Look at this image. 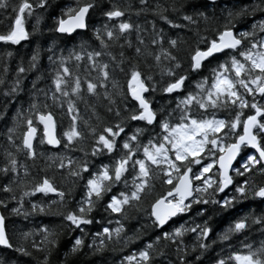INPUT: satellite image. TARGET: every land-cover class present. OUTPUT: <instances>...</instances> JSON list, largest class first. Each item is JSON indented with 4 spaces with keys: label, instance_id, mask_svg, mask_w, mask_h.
<instances>
[{
    "label": "trees",
    "instance_id": "1",
    "mask_svg": "<svg viewBox=\"0 0 264 264\" xmlns=\"http://www.w3.org/2000/svg\"><path fill=\"white\" fill-rule=\"evenodd\" d=\"M19 0H8V7L0 9V34L6 33L14 19L12 6L18 4ZM33 3V13L31 16L25 14V28L29 33L26 42L16 45L0 42V79L4 80L0 84V168L7 164V153L11 152L18 161V174L9 171L7 174L0 172V210L5 217L6 229L10 242L14 247L24 246L31 256H23L12 249H6L0 246V264H41L45 255L48 256L47 264H121L123 257L133 253H138L148 243H153L156 251L153 253L152 264H180L176 245L163 240L156 242V237L163 232H171L174 228L184 225L186 228L201 225H207L210 229L207 238H197V232H186L182 239L184 245V260L185 264H217V261L224 259L226 264H235L234 261L228 258L234 253L246 254L251 246V250L255 251L264 244V223H256L258 218L264 217V200L259 198L242 199L234 202L230 208H221L219 204H212L211 200L216 199L222 201L226 196L231 198L234 193V187L237 183H242L245 178H248L253 184L260 186L264 185V175L257 172H250L244 177L236 176L235 169L239 168L244 162L247 155L253 154L254 151L248 147L243 148L235 168H233L232 176L234 184L224 192H212L209 189V194H205L204 198L209 200L208 204H193L191 209L186 213L177 215L169 220V223L162 228H158L153 223V218L150 216V205L154 199L162 194H165L168 185L161 183L160 179L153 178L150 182L153 187L150 195L143 198L136 208H129L123 215L110 214L104 210V205L107 204L112 195H118L121 191H127L125 188L124 179L112 186L104 199L100 201L96 208L91 213L94 217V223L83 225L81 229L70 226L67 221L63 220L61 213L73 211L77 207V202L81 201L85 193V183L88 178V173H83L84 179H76L68 175V169L58 168L60 157L71 158L74 161L81 162L87 160L89 162L90 171H97L102 165L107 164L111 167L114 159L118 158L123 149L120 145L123 143L126 136H131L137 128L143 129V132L138 136V142L147 143L150 136H155L160 132L156 124L162 118L172 113V122L178 121L181 114V108H178V102L182 100L187 93L196 92V83L205 78L211 83V69L216 67L218 62H223L226 57L224 54H217L214 58H210L200 70L192 72L189 68V52L194 49L197 44L203 48L202 42H199V37H207L211 39L215 35L216 30H222L223 26L228 24L229 20L234 25L233 29L236 34L241 32H254V40H259L264 37L259 27L253 28V25H259L264 21V11L257 10L252 12L254 6L264 8L262 0H146L142 4L141 0H95V7L90 9L88 13L87 24L88 28L85 31H78L75 35L60 34L54 29L56 21L61 18L62 12L68 7H75L76 0H45L44 7H36V0H30ZM113 5L125 11V15L121 18L108 20L104 16V12L109 10ZM167 9V11H163ZM241 9H248V12L240 17H236L235 13ZM197 11L204 12V17L195 15ZM163 12L173 23L182 25L180 28H173L164 20L160 19L159 13ZM232 12L233 16L229 17L228 13ZM192 15L196 23H189L182 19V16ZM126 21L133 25V28L124 34L117 41L109 42L107 49L101 48L99 41L93 35L95 29L100 28L103 31L105 24L114 32H118L115 27L119 22ZM139 26L137 29L136 26ZM162 34L165 37L164 47L167 48V38H179L186 41L181 45L180 58L182 61V69H178L179 74H184L187 70L188 79L185 81L183 88L178 92L171 94L164 93L161 89L171 80L170 77L161 74V69L154 66V61L151 57L147 59L143 55L136 53V48H141V51H159V45L153 46L151 40ZM106 39V38H105ZM143 40V44L140 43ZM101 51L104 54L99 58L101 62L109 64L110 81L108 83V92L111 94V99L114 104H109L107 99H104L101 89L99 97L88 96L84 93L87 103L81 100L76 101L77 112L79 118L77 121L78 128L84 133L85 138L75 144L69 145L68 149L63 147L66 142L63 139V132L68 130L71 124V117L67 114V104H56L48 98L52 90V76L59 63L58 58H69V54L75 51ZM11 53V55H8ZM37 55L35 67H30L31 57ZM83 54V53H82ZM52 56V61L49 60ZM113 57L115 59H113ZM55 61V63L53 62ZM75 60L69 59V67L76 65ZM81 64V73L83 75V66ZM166 64V62H165ZM22 65L26 71L20 76V86L15 94L9 96L3 95L12 86L17 78V66ZM119 65V66H117ZM136 65L145 76H151L152 80L148 81L146 86L149 91L145 93L146 99L150 101V107L157 115V121L154 125H147L143 121H125V132L117 137V146L113 153H103L92 156V146L94 138L88 135V129L84 125V121L97 128V131L105 125H114L118 121L124 120L127 115L126 109L131 111L133 108H138L136 101L132 100L128 93V69ZM8 71L5 73L4 68ZM123 68L124 71L120 69ZM96 73H92L95 76ZM111 80H115L116 87L114 88ZM152 85H155V91L152 90ZM249 103L255 102L264 104V100L257 95L255 97L245 96ZM35 102L40 111H45L44 105L47 104V111L54 115L57 134L61 140L58 148L51 147L47 143L41 144L40 138L43 134V125H39L34 120V125L37 126V135L35 138L34 149L36 150L35 159H30L26 156L25 151H16V146L21 144V133L26 130V125L19 119H14L17 112L23 116L34 115L30 109V105ZM112 111L109 112L108 108ZM120 112V116H116V112ZM215 112V118L230 120L235 116V110L230 105L228 108L211 109L207 111L199 109L196 105L192 106L191 115L200 118L201 115L208 118H213L212 113ZM95 113V115H93ZM252 114L248 108L243 110L241 119ZM12 128L13 132L9 133L8 129ZM224 131H227L225 129ZM238 132L242 128L237 129ZM13 137L10 143L8 136ZM220 135H223L221 133ZM225 142H231L226 138ZM136 142H133L135 147ZM83 149V151H81ZM142 154V149L140 150ZM85 153H88L85 156ZM204 155L203 153L201 154ZM51 157V159H49ZM206 161V160H204ZM65 162H67L65 160ZM20 165H23L21 168ZM193 171H197L200 165H192ZM25 170L28 176H24ZM217 167L214 166L208 175L213 178L218 177L216 173ZM131 166L129 172L125 173L128 181V186H131L132 175ZM50 178L52 183L59 189L65 192V203L61 207L57 203L51 201H59V197L48 193H36L32 196H25L21 200L22 191L30 190L31 187L43 177ZM24 180V188L17 187L20 179ZM15 181V183H13ZM193 183H199L194 181ZM5 185L13 188V192L6 193L2 189ZM15 196V200L12 196ZM22 203V207H21ZM38 205L37 210L33 211L32 205ZM6 205V206H4ZM44 207L45 211L41 213L39 207ZM12 208H18V213H13ZM203 214H199V213ZM242 217H247V227L240 231L229 234L227 240L221 239L222 234L234 224V222ZM95 221H98L95 222ZM111 221V223H109ZM116 221H120L119 224ZM123 226L124 231L121 237L127 236L132 239L125 243L124 239L116 242L115 237L112 243L101 252H95L88 245L93 243V234L101 230L102 226H107L111 229ZM42 227H47L50 231L57 235L56 246L52 247L49 244H41L43 233L40 231ZM23 233H29L27 239L23 237ZM80 237L84 244L76 252L71 251L74 241ZM36 242L45 251H37L31 245ZM180 241L178 240V243ZM199 243L208 245L206 249H200ZM99 244V240L96 241ZM161 252L163 254H161ZM199 257V259H197Z\"/></svg>",
    "mask_w": 264,
    "mask_h": 264
},
{
    "label": "snow or ice",
    "instance_id": "2",
    "mask_svg": "<svg viewBox=\"0 0 264 264\" xmlns=\"http://www.w3.org/2000/svg\"><path fill=\"white\" fill-rule=\"evenodd\" d=\"M141 3H146V0H141ZM214 3V0H213ZM264 3V0H262ZM45 0H36V7H44ZM8 0H0V9L7 8ZM95 7V0H76L75 7H68L62 12L61 18L56 21L55 31L61 34L71 35L77 30H85L88 28L86 17ZM257 10L264 11L258 5L252 8V12ZM163 11H167L164 9ZM14 19L12 20L9 30L0 34V42L10 43L12 45L19 44L22 40L28 39L29 33L25 29V14L31 16L33 13V3L30 0H19L18 4L12 6ZM248 12V9H241L235 13L236 17H240ZM104 16L108 20L121 18L125 15V11L113 5L109 10L105 11ZM160 19L164 20L173 28H180L182 25L173 23L168 19L163 12L159 13ZM195 15L199 17L205 16L204 12L197 11ZM229 17L233 16L232 12L228 13ZM184 21L196 23L192 15L185 14L182 16ZM118 32H114L104 25L103 31L100 28L95 29L93 35L101 48L107 49L109 42L117 41L121 38V34L129 32L133 25L126 21H121L115 26ZM137 29L139 26H136ZM234 25L229 20L228 24L223 26L222 30H216L215 35L209 39L200 36L199 42H202L204 47H199V44L192 49L189 56V68L192 72H197L203 66L204 61L214 58L217 54H224L226 59L223 62H218L216 67L211 69L212 78L209 84L208 79L196 83V92H189L178 102L177 107L181 108V114L178 121L172 122L173 116L170 112L167 116L162 117L156 126L160 132L155 136H150L147 143L138 142V136L143 132V129L137 128L131 136H126L120 147L123 149L121 155L114 159L111 167L107 164L102 165L97 171H90L89 162L87 160L81 162L74 161L71 158L60 157L58 168L68 169V175L76 179H84L83 173H88V178L85 183V193L81 201L77 202V207L73 211L61 213L63 220L67 221L70 226L81 229L83 225L94 223V217L91 213L96 208L97 204L102 201L105 195L111 191L112 186L124 179L125 188L127 191H121L118 195H112L107 204L104 205V210L110 214L123 215L129 208H136L142 202L143 198L150 195L153 185L150 183L153 178L161 180V183L168 185L165 194H162L154 199L151 203L150 216L153 218V223L156 227L162 228L169 219L179 214L189 211L193 204H208L209 200L205 199V194H209V189L212 192H224L234 184V178L230 175L233 161L241 153L243 148L250 147L254 149V153L247 155L244 162L239 168L235 169L236 176L244 177L250 172H257L264 175V104L255 102L249 103L245 96H259L264 100V37L259 40H254V32L234 33ZM259 27L261 33H264V21L259 25H253V28ZM106 38V39H105ZM143 44V40H140ZM165 37L162 34H157L151 40L153 46L159 45V51H141V48H136L138 55H143L146 59L151 57L154 61V66L161 69V74L171 78L165 87L161 90L164 93H173L180 91L185 81L188 79L187 70L184 74H179L178 69H182V61L180 58L181 45L186 41L179 38H167V48L164 47ZM83 53V54H82ZM104 53L97 50L92 51H75L69 54V58L59 57L54 75L52 76V90L48 98L56 104H67V114L71 117V124L68 130L63 132V139L66 141L63 145L65 149L69 145L82 141L85 136L78 128L77 121L79 113L77 112L76 101L81 100L87 103L84 93L88 96L99 97L100 90L103 89L104 99L109 101V104H114L111 99V94L108 92V83L110 81L109 64L101 62L99 59ZM8 55H11L9 53ZM69 59L75 60L76 65L69 67ZM113 59H115L113 57ZM37 55L34 53L31 57L30 67H35ZM52 61V56H49ZM83 66V75L81 73V64ZM55 63V61H53ZM166 62V64H165ZM119 66V65H117ZM124 71L123 68L120 69ZM8 71L7 67L4 72ZM26 69L22 65H18L16 72L17 78L13 82L8 91L3 95L9 96L15 94L20 86V76L24 74ZM92 73H96L92 76ZM127 75L129 79L128 93L132 100L136 101L138 108H133L131 111L126 109L127 115L124 120L118 121L114 125H105L100 131L90 125L88 121H84L85 127L88 129V135L94 138L92 146V156H97L105 150L107 153H113L117 146V137L125 132V121H143L147 125H154L157 121L156 112L150 107V101L146 99L143 93L149 91L146 86L148 81L152 80L151 76H145L140 69L133 65L128 69ZM4 80L0 79V84ZM113 87H116L115 80H111ZM152 90L155 91V85H152ZM196 105L199 109L207 111L211 109L228 108L230 105L235 110V116L230 120L215 118V112L212 113L213 118H208L201 115L197 118L191 115L192 106ZM48 105H44L45 111H40L38 105L33 102L30 109L34 115L23 116L19 110L14 119L21 120L26 125V130L21 133V144L16 146V151H25V154L30 159H35L37 153L33 146V140L37 135V126L34 125V120L39 125H43V134L40 138V143H47L53 147L61 144V140L55 134L56 123L50 111H47ZM250 109L253 114L247 115L241 119L244 109ZM111 112V107L108 108ZM95 115V113H93ZM121 114L116 112V116ZM242 128L238 132L237 129ZM227 129V131H224ZM9 133L13 132L12 128L8 129ZM223 133V135H220ZM226 138L231 142H225ZM9 142L13 141L11 135L8 136ZM133 142H136L133 147ZM142 149V154L140 150ZM83 151V149H81ZM204 154L203 156L201 154ZM258 154V155H257ZM88 153H85L87 156ZM7 164L0 168V172L7 174L11 171L18 174V161L13 153H7ZM51 159V157H49ZM210 162L202 163L203 160ZM65 160L67 162H65ZM192 165H200L197 171H193ZM218 165L216 173L213 175L218 179L208 175L214 166ZM131 166L132 175L131 186H128L125 173L129 172ZM22 168L23 165H20ZM24 176H28L25 170ZM194 181L196 183L194 185ZM15 183V181H13ZM17 187L24 188V180L20 179ZM6 193L13 192V188L5 185L2 189ZM36 193H54L60 199L59 201H51L57 203L61 207L65 203V192L59 190L48 178L43 177L36 182L30 190L22 191V197L32 196ZM234 193L231 198L225 197L222 201L212 199V204H219L221 208H230L234 202L242 199L259 198L264 200V185L257 186L248 178H245L242 183L235 184ZM15 200V196H12ZM4 202L0 201V204ZM6 206V205H4ZM21 203V207H22ZM38 205L33 204V211L37 210ZM13 213H18V208H12ZM39 211L43 213L44 207H39ZM199 214H203L202 212ZM247 217L237 219L230 226L221 239L227 240L230 233L240 232L247 227ZM98 223V221H95ZM256 223H264V217L258 218ZM111 223V221H109ZM117 224L120 221H116ZM197 238H207L210 229L205 226L196 225L195 227L186 228L184 225L174 228L171 232H163L156 237V242L163 240L176 245V252L180 264H185L184 260V245L182 237L186 232H197ZM40 231L44 234L41 244H49L52 247L56 246V233L50 231L47 227H42ZM124 231L121 225L118 228L111 229L107 226H102L101 230L93 234V243L89 244V248H93L95 252L103 251L108 244L112 243L115 237L116 242L122 238L125 243H128L131 237H121ZM29 233H23V237L27 239ZM99 240V244L96 241ZM178 240L180 241L178 243ZM84 242L80 237L74 241L71 251L76 252ZM0 246L6 249L23 255L31 256L24 246H16L10 242L5 229V217L0 215ZM37 251H45L36 242L31 245ZM208 245L199 243L200 249H206ZM249 251L246 254L234 253L228 259L235 264H264V244L255 251L251 250V246H246ZM156 251L153 243H148L138 253H133L123 257L121 264H152L153 253ZM161 254H163L161 252ZM199 259V257H197ZM48 256L45 255L41 264H47ZM217 264H226L224 259L217 261Z\"/></svg>",
    "mask_w": 264,
    "mask_h": 264
},
{
    "label": "water",
    "instance_id": "3",
    "mask_svg": "<svg viewBox=\"0 0 264 264\" xmlns=\"http://www.w3.org/2000/svg\"><path fill=\"white\" fill-rule=\"evenodd\" d=\"M87 19H88V16L86 17V23H87ZM26 29V28H25ZM86 30V29H85ZM85 30H77L76 32H78V31H85ZM233 31H234V33H236L235 32V30L233 29ZM76 32H74V33H72L71 35H75V33ZM61 34V33H60ZM68 35V34H67ZM27 40V39H26ZM26 40H22L20 43H22V42H26ZM207 61V60H206ZM206 61H204V63L206 62ZM143 95H144V97H145V93H143ZM146 98V97H145ZM253 114V113H252ZM53 118H54V115H53ZM246 118V117H245ZM54 121H55V118H54ZM56 123V122H55ZM55 134H56V136H57V138L59 139V137H58V134H57V127H56V129H55ZM36 138V137H35ZM35 138H34V140H35ZM33 140V146H34V144H35V141ZM51 146V145H50ZM60 146V145H59ZM59 146H57V147H54V149L55 148H58ZM51 147H53V146H51ZM250 150H253L254 151V149H252V148H250V147H248ZM241 154V153H240ZM239 154V155H240ZM239 155L236 157V159L233 161V164H232V169H230V175H232V172H233V168H235V165H236V163H237V160H238V158H239ZM258 155V154H257ZM217 167V169H218V165L216 166ZM194 185H195V183H194ZM231 186H229V188H230ZM229 188H227V189H225V191L226 190H228ZM50 194H52V195H55L54 193H50ZM3 213H2V211L0 210V215H2ZM2 216H4V215H2ZM176 217V216H175ZM175 217H172V218H175ZM171 218V219H172ZM171 219H169V220H171ZM169 220H168V222L163 226V227H165L168 223H169ZM5 227H6V221H5ZM6 229V228H5ZM6 233H7V229H6ZM8 235V234H7Z\"/></svg>",
    "mask_w": 264,
    "mask_h": 264
},
{
    "label": "rangeland",
    "instance_id": "4",
    "mask_svg": "<svg viewBox=\"0 0 264 264\" xmlns=\"http://www.w3.org/2000/svg\"><path fill=\"white\" fill-rule=\"evenodd\" d=\"M207 162H210V159L206 160V161H204V160L202 161V163H207Z\"/></svg>",
    "mask_w": 264,
    "mask_h": 264
}]
</instances>
